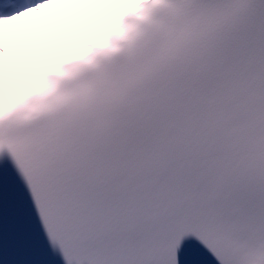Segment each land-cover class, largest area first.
I'll list each match as a JSON object with an SVG mask.
<instances>
[{"label": "snow or ice", "instance_id": "snow-or-ice-1", "mask_svg": "<svg viewBox=\"0 0 264 264\" xmlns=\"http://www.w3.org/2000/svg\"><path fill=\"white\" fill-rule=\"evenodd\" d=\"M73 3L106 26L5 67V25ZM4 168L60 264H264V0H0Z\"/></svg>", "mask_w": 264, "mask_h": 264}, {"label": "bare ground", "instance_id": "bare-ground-1", "mask_svg": "<svg viewBox=\"0 0 264 264\" xmlns=\"http://www.w3.org/2000/svg\"><path fill=\"white\" fill-rule=\"evenodd\" d=\"M100 7L105 13H108L106 6L100 5ZM47 11L51 12L56 19L50 20L48 17L38 14L34 20L26 18L23 22L17 21L14 25L4 26V42L8 50L13 53V56H8L6 53L3 58L6 68L9 64H13L18 71H24L27 70L25 61L44 63L49 58L58 57L69 44L79 40L88 41L90 37L72 23L71 15H75L92 31L104 27L107 23L99 13L75 3L70 6L50 5ZM37 23L43 25L45 31H41L37 27ZM53 24L58 27L51 32L47 31ZM17 25L21 26L19 32L16 31ZM42 36H47L52 44H45L41 39ZM10 79L13 84L17 83L11 77ZM4 92H8L7 86H5Z\"/></svg>", "mask_w": 264, "mask_h": 264}]
</instances>
